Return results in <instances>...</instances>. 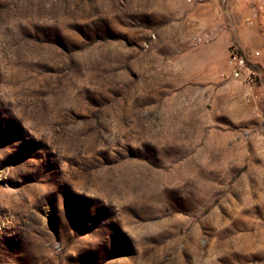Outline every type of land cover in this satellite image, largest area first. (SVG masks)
I'll use <instances>...</instances> for the list:
<instances>
[{
	"label": "rangeland",
	"instance_id": "rangeland-1",
	"mask_svg": "<svg viewBox=\"0 0 264 264\" xmlns=\"http://www.w3.org/2000/svg\"><path fill=\"white\" fill-rule=\"evenodd\" d=\"M254 6L0 0V264H264Z\"/></svg>",
	"mask_w": 264,
	"mask_h": 264
},
{
	"label": "built area",
	"instance_id": "built-area-1",
	"mask_svg": "<svg viewBox=\"0 0 264 264\" xmlns=\"http://www.w3.org/2000/svg\"><path fill=\"white\" fill-rule=\"evenodd\" d=\"M191 1V0H189ZM233 0H220L221 12L230 10ZM255 6L253 16L250 18L264 25V0H254ZM209 33H197L192 37L194 45H200L207 41ZM260 50H253L249 52L247 49L239 44H233L230 46L227 58L228 75L247 87L245 96L247 98L254 97V91L264 75V61H261L257 65H253L250 56L261 57Z\"/></svg>",
	"mask_w": 264,
	"mask_h": 264
}]
</instances>
